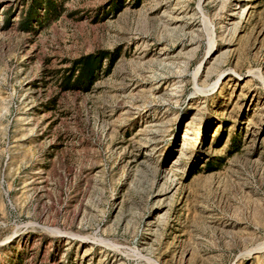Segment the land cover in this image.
Returning <instances> with one entry per match:
<instances>
[{
	"label": "rangeland",
	"instance_id": "374dc122",
	"mask_svg": "<svg viewBox=\"0 0 264 264\" xmlns=\"http://www.w3.org/2000/svg\"><path fill=\"white\" fill-rule=\"evenodd\" d=\"M0 264H264V0H0Z\"/></svg>",
	"mask_w": 264,
	"mask_h": 264
},
{
	"label": "trees",
	"instance_id": "16d2710c",
	"mask_svg": "<svg viewBox=\"0 0 264 264\" xmlns=\"http://www.w3.org/2000/svg\"><path fill=\"white\" fill-rule=\"evenodd\" d=\"M73 64V67L65 73L61 83L64 89H71L78 86L82 78L88 79L91 83L93 81L92 77L99 67L98 60L94 59L92 56L74 60ZM76 72L78 74H76Z\"/></svg>",
	"mask_w": 264,
	"mask_h": 264
}]
</instances>
